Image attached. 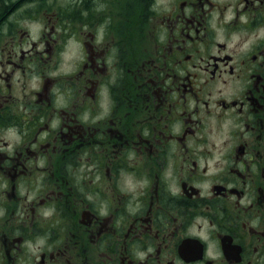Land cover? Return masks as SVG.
I'll return each instance as SVG.
<instances>
[{
    "label": "flooded vegetation",
    "instance_id": "1",
    "mask_svg": "<svg viewBox=\"0 0 264 264\" xmlns=\"http://www.w3.org/2000/svg\"><path fill=\"white\" fill-rule=\"evenodd\" d=\"M0 264H264V0H0Z\"/></svg>",
    "mask_w": 264,
    "mask_h": 264
},
{
    "label": "rangeland",
    "instance_id": "2",
    "mask_svg": "<svg viewBox=\"0 0 264 264\" xmlns=\"http://www.w3.org/2000/svg\"><path fill=\"white\" fill-rule=\"evenodd\" d=\"M65 1V0H63ZM119 11V8L115 9V12H118ZM120 13V12H119ZM84 15H90L89 13H87L86 11L84 12ZM87 19H89V16L87 17Z\"/></svg>",
    "mask_w": 264,
    "mask_h": 264
}]
</instances>
